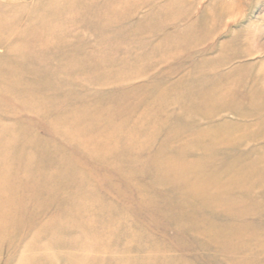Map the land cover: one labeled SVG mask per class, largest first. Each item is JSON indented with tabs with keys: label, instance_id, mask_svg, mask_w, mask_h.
I'll list each match as a JSON object with an SVG mask.
<instances>
[{
	"label": "rangeland",
	"instance_id": "rangeland-1",
	"mask_svg": "<svg viewBox=\"0 0 264 264\" xmlns=\"http://www.w3.org/2000/svg\"><path fill=\"white\" fill-rule=\"evenodd\" d=\"M146 1L137 13L120 15L111 29L101 32L97 42L93 33L81 34L86 45L79 48L85 54L84 61L108 63L105 69L123 79L131 70L146 66V77L122 85L131 92L128 96H136L134 103L139 106H123L126 99L121 96V87L86 93L74 84L63 89L70 93L66 95L69 99L59 98L58 102H67L64 108L69 111L82 105L88 112L95 109L103 114L126 113L122 109L138 114L148 111L147 127L158 129L144 151L143 163L158 169L167 162L200 169L199 183L205 181L207 187L197 183L191 189L194 179L188 174L158 184L159 173L153 170L146 172L145 179L135 181L117 176L108 167L91 165L95 158L72 152V142L64 143L46 129L49 120L60 116L58 109L45 116L46 125L45 117L40 122L36 115L25 113L4 121L7 110H0V121L15 135H23L25 130L39 133L43 139L36 147L51 140L56 146L64 145L71 151L68 160L84 164L81 171L86 178L100 181L98 195L112 210L128 212L136 224L134 231L140 238L135 245L145 250L149 246L147 253L138 249L128 254L137 263L264 264V0ZM69 39V45L77 44L78 40ZM61 52L46 54L54 58L41 69H46V74L63 71L60 80L66 82L84 79L77 73L66 74L69 68L60 56L65 57L69 50ZM106 70L94 72L101 75ZM49 80L27 77L20 87L29 93L35 84L32 81H36V87L46 84L56 88L57 82L49 84ZM78 95L84 96L80 103L75 98ZM43 97L29 99L28 108L45 101ZM218 99L226 106L218 108L213 119H205ZM106 100H112V105H92L105 104ZM8 105L19 104L13 100ZM129 123L131 126L133 120ZM133 167L139 168V164ZM111 175L116 178L105 180ZM142 186L147 200L140 195ZM71 239V235L58 237V241ZM127 243L128 237L123 236L112 244L121 248ZM64 251L62 255L76 254ZM58 264H68V258L61 256Z\"/></svg>",
	"mask_w": 264,
	"mask_h": 264
},
{
	"label": "bare ground",
	"instance_id": "bare-ground-1",
	"mask_svg": "<svg viewBox=\"0 0 264 264\" xmlns=\"http://www.w3.org/2000/svg\"><path fill=\"white\" fill-rule=\"evenodd\" d=\"M146 3V0H0V110H7L4 121H13L21 113L34 114L40 121L51 111L61 110L56 120L48 121L46 129L62 142H72V152L86 153L95 158L91 165L108 167V170L116 171L117 176L135 181L145 179L146 172L153 170L159 173L156 178L158 184L188 174L194 179L189 187L195 189L199 177L202 178L200 169L170 162L158 169L148 162L143 163L144 151L156 137L158 129L147 127L148 111L138 114L136 110L122 109L126 113L103 114L95 109L88 112L83 109L85 105L69 111L64 108L67 102H58L59 98L69 99L70 93L66 89L74 84L81 86L86 93L100 88L121 87V93H124L121 96L126 99L123 106H139L140 103H134L137 102L136 96H128L131 92L124 90L122 85L129 86L146 77V66L131 70L125 79L115 76L106 70L108 63L84 61L85 54L80 49L86 42L81 41L80 35L91 32L97 42L101 32L111 29L120 15L135 14ZM70 37L74 38L73 41L78 40L77 44L69 45ZM61 50H69L68 55L60 56L64 66L69 68L66 74L77 73L84 79L66 82L60 80L63 71L46 74L48 71L41 69L54 58L46 54ZM80 55L83 59H79ZM95 70L106 71L95 75ZM42 76L50 79L49 84L57 82L56 88L46 84L36 87L38 82L32 81L35 83L33 91L22 92L20 85L25 84L27 77L37 79ZM65 87L66 92L63 90ZM40 95H44L45 101L28 108L29 99ZM75 98H79L77 102L80 103L84 96ZM71 99L74 100L72 95ZM13 100H17L19 105L9 106ZM112 100L92 105L106 107ZM213 106L215 109L205 119H213L219 114L217 109L226 103L218 99ZM46 117L44 121H47ZM130 120H133L131 126ZM46 121L43 124L46 125ZM8 128L0 121V264H58L61 256L68 258V264H145L137 263L128 255L138 249L145 253L150 251L149 246L145 250L135 245L140 238V234L134 231L136 224L128 212L112 210L106 199L98 195L100 181L86 178L81 171L83 163L68 160L71 152L68 148L56 146L49 137L47 140L51 141L36 147L35 143L43 139L39 133L25 130L23 135H15ZM15 141H23L27 145L22 147ZM152 160L156 162V159ZM133 164H139V168ZM124 165L131 167L124 168ZM114 178L116 176L111 175L105 180ZM199 184L207 187L205 181ZM140 190L144 197L143 186ZM148 201L158 205L149 198ZM100 229L107 231L100 234ZM64 235H71L73 239L58 241V237ZM123 236L128 237L127 245L115 248L113 241H119ZM91 239L93 241L88 242ZM63 250H72L76 254L62 255ZM112 253L118 256H109Z\"/></svg>",
	"mask_w": 264,
	"mask_h": 264
}]
</instances>
